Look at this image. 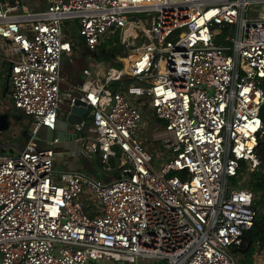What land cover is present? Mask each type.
<instances>
[{
    "label": "built area",
    "instance_id": "1",
    "mask_svg": "<svg viewBox=\"0 0 264 264\" xmlns=\"http://www.w3.org/2000/svg\"><path fill=\"white\" fill-rule=\"evenodd\" d=\"M45 1L0 0L10 101L33 116L23 148L0 153V264H241L233 247L256 210L237 175L241 160L260 168L264 142V0ZM67 19L89 51L115 26L121 57L137 53L126 68L82 69L65 94L88 108L84 154L120 171L106 182L54 171L35 140L59 116ZM144 108L163 121L159 151L143 143Z\"/></svg>",
    "mask_w": 264,
    "mask_h": 264
},
{
    "label": "rangeland",
    "instance_id": "2",
    "mask_svg": "<svg viewBox=\"0 0 264 264\" xmlns=\"http://www.w3.org/2000/svg\"><path fill=\"white\" fill-rule=\"evenodd\" d=\"M42 0H21L22 4H25L29 9H34L39 6ZM122 29L120 27L112 26L108 28L101 36V40L94 51H89L85 48L81 36H76V56L79 57V62H72L67 59L66 56L62 58V73L69 78L77 76V73L81 70V66L86 63L85 54H90L91 56L86 58V60L94 66L93 70H104L107 66H115L126 68L127 60L132 53H128L127 56L121 57L123 52V46L120 43ZM223 39V34L217 37L216 43H219ZM136 41V40H135ZM83 49V53L81 52ZM1 50V48H0ZM85 61V62H84ZM82 62V65H81ZM110 88L112 85L109 86ZM138 97L130 96L129 100L135 104L140 101L137 100ZM0 110H5L9 115L10 125L9 127L0 131V153L6 152L11 149H17L20 151L23 146L21 142L25 139L24 131L30 130L33 124V116H25L22 110L15 107L14 104L9 100L8 96H3L0 93ZM59 116L56 121L55 129H50L46 126H39L38 133L36 132L35 140L38 143V147H50L53 150L52 166L54 171H60L61 169L71 168L77 169L80 172L89 175L90 177L100 180L101 182L109 181L115 178V175L119 172L117 171H106L101 168L100 161L94 155H86L81 149V145L76 137L63 139L61 141L49 142L54 137V132L56 130L67 132L73 129V125L66 120V115H64L62 109L59 110ZM144 124L146 127V134H141V137H146L143 143L150 150H158L157 141L158 135L164 132L163 121H156L151 114V109H146L144 113ZM86 126L91 122L89 115L85 118ZM29 132V131H28ZM80 136V135H79ZM160 137V136H159ZM45 141V142H43ZM159 151V150H158ZM71 161V167L68 163ZM156 166V163H153ZM241 166V163H240ZM243 167V166H242ZM246 167V163L244 168ZM252 170L246 169L242 170L240 175H237V180L247 181L248 177L251 175ZM237 253V252H236ZM240 255L239 253H237ZM242 258V255H240ZM159 264H165L161 262ZM250 264H264V259L258 253H254L251 257Z\"/></svg>",
    "mask_w": 264,
    "mask_h": 264
},
{
    "label": "trees",
    "instance_id": "3",
    "mask_svg": "<svg viewBox=\"0 0 264 264\" xmlns=\"http://www.w3.org/2000/svg\"><path fill=\"white\" fill-rule=\"evenodd\" d=\"M132 77H125V81L131 80ZM146 109V108H144ZM146 111V110H145ZM144 111V113H145ZM152 114V111H151ZM261 117L264 118V105L260 110ZM160 122V120H158ZM255 153L261 160V166L259 169L252 170L248 180L245 181L248 187L254 193L253 206L256 210L252 226L245 230L241 237L239 245L233 247V251L242 255L240 260L241 264H250L252 255L258 251H264V142L260 141L255 148ZM241 166L238 170V176L242 170L247 169V165L244 168L245 162L241 160ZM243 166V167H242ZM120 173L119 170H116ZM120 174H116L115 178Z\"/></svg>",
    "mask_w": 264,
    "mask_h": 264
},
{
    "label": "crops",
    "instance_id": "4",
    "mask_svg": "<svg viewBox=\"0 0 264 264\" xmlns=\"http://www.w3.org/2000/svg\"><path fill=\"white\" fill-rule=\"evenodd\" d=\"M44 5H46V1L42 0V2L39 3V7H43ZM63 29H64V33H65L66 37L69 38L71 40V42H72V50H71V52L69 54H64L63 56H66L69 61L79 62V57L76 56L75 51H76V48H77L76 36L77 35L80 36V35L77 33V24H76L75 19H67V20H65ZM81 52L82 53L84 52L82 48H81ZM0 53H1V50H0ZM6 54H7V56H4V55L1 56L2 54H0V60H1V67H0V93L3 96L7 95L9 100H10V82H9V73H10V66H11V60L10 59L14 58L15 56L10 54V53H6ZM84 55H85L86 63L84 65H82V62H81V65H82L81 66V70L77 73V76H74L73 78H69V76L67 77L65 74L62 73V67L63 66H62V59H61L60 74L63 77V81L60 83V86H59V89H60V92H61V98H62L61 104H60V108L62 109L64 115H66V113L68 112V107H69L68 101H67V96L65 95L67 93L68 85L69 84L78 83L81 80L80 73H81L82 69H84V68H89L93 72H96V69L93 70L94 66H92V64H90L86 60V58L87 57L89 58L91 55L90 54H85V52H84ZM99 72H100V70H98L96 73H99ZM124 79L125 78H123L122 80L117 82V84L119 83L121 86L124 87V85L126 84V81ZM3 112H6V111L5 110H0V113H3ZM86 116H84V118H83L84 122H85ZM89 117H90V115H89ZM84 124H85L84 129H82L80 131H76L75 128L73 127V129L71 131H74V133H75L74 137H76L77 132H80V133H78L77 136L83 135L85 133V128L90 123L87 126H86V122ZM26 140H27V134H25V139L21 142L22 146H24ZM8 151H17V149L9 148ZM69 165H71V161L68 163V166ZM69 167H71V166H69ZM60 171H71L72 172V171H79V170L71 169V168L70 169L69 168H65V169H61ZM57 172H59V171H57Z\"/></svg>",
    "mask_w": 264,
    "mask_h": 264
},
{
    "label": "water",
    "instance_id": "5",
    "mask_svg": "<svg viewBox=\"0 0 264 264\" xmlns=\"http://www.w3.org/2000/svg\"><path fill=\"white\" fill-rule=\"evenodd\" d=\"M22 113L27 117L29 116L28 114H25L24 112ZM87 113H88V108L85 106V103L81 101L80 99L76 98L73 105L69 107V111L66 113V120L67 122L73 125L74 123L80 122L84 118V116L87 115ZM9 125H10V121H9L8 113L6 112L0 113V131L9 127ZM37 133H38V129H37ZM23 134L24 135L28 134V130L24 131ZM54 136H57L58 141H61L64 138L65 139L73 138L75 136V133L74 131H71V130L67 132L56 130L54 132Z\"/></svg>",
    "mask_w": 264,
    "mask_h": 264
},
{
    "label": "bare ground",
    "instance_id": "6",
    "mask_svg": "<svg viewBox=\"0 0 264 264\" xmlns=\"http://www.w3.org/2000/svg\"><path fill=\"white\" fill-rule=\"evenodd\" d=\"M130 52L132 53V55L126 58L127 61L132 60L137 56L136 50H131Z\"/></svg>",
    "mask_w": 264,
    "mask_h": 264
}]
</instances>
